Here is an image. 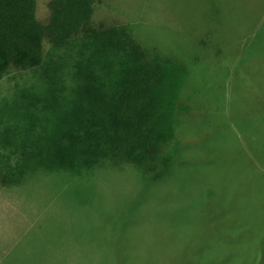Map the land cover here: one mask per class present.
Segmentation results:
<instances>
[{
	"label": "rangeland",
	"instance_id": "rangeland-1",
	"mask_svg": "<svg viewBox=\"0 0 264 264\" xmlns=\"http://www.w3.org/2000/svg\"><path fill=\"white\" fill-rule=\"evenodd\" d=\"M49 1L38 0V18L44 23ZM261 24L264 0H98L92 25L101 35L77 39L65 48L46 42L43 66L12 70L0 78V177H9L0 181V264H99L97 240L107 248L127 239L131 250L169 249L171 244L176 264H196L197 252L219 264H264V122L258 116H264L258 108L264 93L250 86L240 97L225 90L228 78L232 92V79L240 80L247 66L258 64V52L264 51ZM127 32L161 59L178 62L163 68V101L147 110L154 131L172 134L173 102L181 88L196 101V118L188 121L189 144L176 146V153H186L176 179L138 190L128 179L100 180L98 172L96 183L93 171H61L54 152L63 134L73 135L67 131L84 138L80 152L112 132L109 127L93 137L90 126H71V94L80 83L78 73L86 86L94 74L106 83L126 75L134 61L117 44ZM248 37H253L251 53L240 48ZM222 90L227 95L223 105ZM202 101L208 115L203 120L197 112ZM71 157L77 163L85 159ZM97 184L107 193L100 192V206L94 207L88 200ZM122 211L141 214L132 223L128 217L129 233L99 236L98 226L104 228L108 218L107 227ZM151 217L159 219L161 233L144 236L142 231L138 241L143 247H132L138 243L130 226L143 224L151 232ZM214 237L221 246L208 254L210 244L199 243H212Z\"/></svg>",
	"mask_w": 264,
	"mask_h": 264
},
{
	"label": "trees",
	"instance_id": "trees-1",
	"mask_svg": "<svg viewBox=\"0 0 264 264\" xmlns=\"http://www.w3.org/2000/svg\"><path fill=\"white\" fill-rule=\"evenodd\" d=\"M97 1L50 0L48 4L49 18L44 23L38 18V0H0V78L12 70H28L43 66L46 59V42L54 48H65L77 39L101 35L102 33L92 25ZM263 25L261 24L260 29ZM105 35L110 37L109 33ZM256 36L255 34V38ZM252 38L248 37L244 43H241L240 48H244V52L245 49H248V52L251 53L253 45L248 46V44L253 40ZM120 40L117 46L129 53L136 65L133 63L132 68H129L121 80L110 83L101 81L94 74L90 76L89 85L86 86V83H82L78 73L77 82L80 83L72 89V92H76L71 94V103L74 106V111L70 117L71 126L81 125L80 130L90 126L92 129L90 136L93 137L109 127L112 132L104 141L89 143L88 149L80 152V144L85 142L84 138L80 140L73 136L80 134L76 130L67 131L73 135L63 134V138L54 143L55 161L61 167V171H72V175L77 172L93 171L92 177H94L95 182V174L99 172L98 178L100 180L113 182L116 179H128L131 181L130 186L136 190L141 186L152 188L158 187V185H166L167 182L170 183L176 179V168L180 161L184 162L183 157H186V153L179 151L176 153V146L186 147L189 144L187 138L192 127L189 126L188 121L196 118L193 110L196 101L189 99L186 90L181 88V92L178 93L173 102L172 134L170 136L157 134L151 127L150 115L147 110L157 102L163 101L159 99V96L163 94V88L159 89V87L165 83L163 68L176 61L171 57L161 59L157 54H153L139 43L131 32L122 35ZM117 46L114 44V47ZM255 51L257 49H253L252 54L257 53ZM258 54H260V58L256 60L258 64L253 62L254 67L247 66L246 71H242L244 77H241L240 80L232 79V92L228 90V86L231 84L229 82L231 79L228 78L225 86L228 94L230 93L232 96L242 95L248 86L252 90L259 89L264 93V51L258 52ZM176 65L178 66V62ZM179 68L183 67L179 65ZM225 90H222L220 94L222 105L226 103ZM203 103V101L198 103L202 107L198 106L199 109L197 110L198 116L202 120L208 119L207 114V117L204 116L203 107L205 104ZM208 104L209 109L210 105ZM216 104L217 108L220 109V98ZM258 108L260 109L259 114L264 113V96H261ZM96 109H99V115L96 113ZM258 116L264 122V116ZM97 146L101 147L100 151L96 150ZM23 156L21 154L20 157ZM71 156H84L85 159H80V162L77 163L78 158ZM253 163L255 168H259L254 161ZM8 178V175L0 177V181L5 183ZM102 191L107 193L106 188H102L101 185L98 187L97 184L92 191V195H96L93 198L91 195L88 205L91 202L94 207H99L97 197ZM161 192L162 190L159 191V193ZM158 197L156 196V198ZM140 215L139 212L131 215L122 211L120 216L110 219L106 227L107 218L104 228L98 226L99 236L117 230L116 234L118 232L129 233L127 228L128 217L132 216V223ZM102 218L99 216V220ZM149 219L154 226L151 232L146 233L147 230L142 223L138 227L130 226V235H136L137 242L135 243H138L131 244L132 247L140 245L143 247V243L138 241V235H141L142 231L144 236L150 233L151 235L161 233L162 227L158 225L159 219L156 217ZM108 240L116 241L113 237H109ZM127 240L111 242L106 245L107 248H104L103 244L97 240L95 249L101 255L99 256V264H176V250L171 244L169 249H165L163 246L161 249L156 247L151 251L146 248L131 250ZM207 243L210 244L208 254H212V247L213 251H219L218 247L221 246V241L218 237H214L212 243L200 241L199 245L203 247L204 245L207 246ZM203 254L202 252L196 253L194 256L196 264H219L213 258H203Z\"/></svg>",
	"mask_w": 264,
	"mask_h": 264
},
{
	"label": "crops",
	"instance_id": "crops-1",
	"mask_svg": "<svg viewBox=\"0 0 264 264\" xmlns=\"http://www.w3.org/2000/svg\"><path fill=\"white\" fill-rule=\"evenodd\" d=\"M1 202H2V196L0 195V203H1ZM1 253H2V252H1ZM1 253H0V254H1Z\"/></svg>",
	"mask_w": 264,
	"mask_h": 264
}]
</instances>
